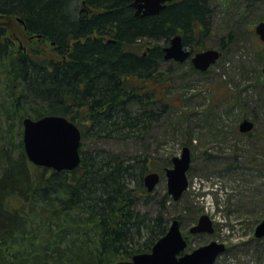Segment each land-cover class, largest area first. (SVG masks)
<instances>
[{"label": "trees", "instance_id": "obj_1", "mask_svg": "<svg viewBox=\"0 0 264 264\" xmlns=\"http://www.w3.org/2000/svg\"><path fill=\"white\" fill-rule=\"evenodd\" d=\"M132 1L0 0V264H117L169 230L168 191L159 211L139 207L142 196L155 200L144 177L167 163L85 141L146 137L159 110L177 104L164 47L180 33L200 51L195 38L208 33L213 9L209 0H174L139 16ZM241 1L246 10L257 2ZM8 20L23 28L18 49ZM47 114L82 129L77 168L56 171L26 154L23 118Z\"/></svg>", "mask_w": 264, "mask_h": 264}, {"label": "rangeland", "instance_id": "obj_2", "mask_svg": "<svg viewBox=\"0 0 264 264\" xmlns=\"http://www.w3.org/2000/svg\"><path fill=\"white\" fill-rule=\"evenodd\" d=\"M209 1L213 10L208 33L199 34L195 42L202 51L220 48L226 39L215 65L200 73L190 60L168 59L162 68L172 71L170 94L177 104L159 110L146 137L137 141L88 138L85 142L94 149L128 155L150 153L169 168L185 145L191 147L190 186L177 202L166 200L163 214L170 220L183 215L181 228L188 236L201 214L211 216L215 231L190 236L189 249L213 239L225 242L227 250L215 264H264V237L255 236L257 224L264 219V41L255 30L264 17V0L252 1L247 10L241 0ZM230 3L233 9L227 8ZM10 24L18 49L25 42L23 28L18 20ZM244 116L256 122L250 135L239 130ZM253 158L258 162L251 163ZM233 160L239 166L228 169ZM161 173L162 180L152 192L155 200L147 203L142 196L139 207L160 210L168 191L166 172Z\"/></svg>", "mask_w": 264, "mask_h": 264}, {"label": "water", "instance_id": "obj_3", "mask_svg": "<svg viewBox=\"0 0 264 264\" xmlns=\"http://www.w3.org/2000/svg\"><path fill=\"white\" fill-rule=\"evenodd\" d=\"M171 0H134L135 12L139 16L155 15L161 12ZM258 1V0H257ZM86 4L85 1H83ZM84 10V9H83ZM24 23V19L19 17ZM259 37L264 41V20L259 21L255 28ZM164 56L178 62L191 59L193 65L201 71H206L221 58L222 52L218 48H207L203 51L192 52L184 44L182 34L174 36L164 47ZM264 72V67H263ZM23 143L30 161L36 165L50 167L56 171L73 170L82 159L80 148L82 145V129L70 118L63 115L47 114L43 117L23 119ZM240 131L250 132L255 127L253 119L244 118L240 121ZM181 155L173 157V167L166 168L168 193L179 200L189 187L188 170L191 167V147L185 145ZM160 172L150 171L144 177V184L151 192L161 181ZM192 232L215 231L211 216L204 213L198 223L191 227ZM164 234L147 252L136 253L130 259L120 260L117 264H215L216 259L226 251L225 242L211 240V242L185 252L188 240L184 237L181 220L175 218ZM256 237H264V219L255 230Z\"/></svg>", "mask_w": 264, "mask_h": 264}, {"label": "bare ground", "instance_id": "obj_4", "mask_svg": "<svg viewBox=\"0 0 264 264\" xmlns=\"http://www.w3.org/2000/svg\"><path fill=\"white\" fill-rule=\"evenodd\" d=\"M133 1H134V0H133ZM133 1H132V2H133ZM172 1H173V0H171V1H168V3L172 2ZM168 3H167V5H168ZM167 5H166V6H167ZM131 6H133V5H132V3H131ZM187 48L189 49V47H188V46H187ZM26 117H27V116H26ZM24 118H25V117H24ZM24 118H23V119H24ZM23 121H24V120H23ZM160 173H161V172H160ZM201 215H202V214H201ZM201 215H200V217H201ZM200 217H199V218H200ZM196 224H197V223H196ZM194 225H195V224H193V225H191V226L189 227V228H190V231H189V232H190V234H189V236H188V235H186V234L184 233V231H183V233H184V237H185V238H186V240H188L190 243H191L190 236H192V235H198V234H196V233L192 232V228H191V227H192V226H194ZM142 252H147V251H142ZM142 252H139V253H142ZM128 259H130V258H128Z\"/></svg>", "mask_w": 264, "mask_h": 264}, {"label": "flooded vegetation", "instance_id": "obj_5", "mask_svg": "<svg viewBox=\"0 0 264 264\" xmlns=\"http://www.w3.org/2000/svg\"><path fill=\"white\" fill-rule=\"evenodd\" d=\"M174 1V0H173ZM256 1V0H255Z\"/></svg>", "mask_w": 264, "mask_h": 264}]
</instances>
